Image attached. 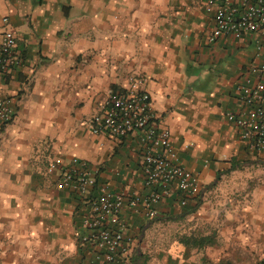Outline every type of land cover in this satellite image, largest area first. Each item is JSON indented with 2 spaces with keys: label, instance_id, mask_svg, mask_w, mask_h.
Returning a JSON list of instances; mask_svg holds the SVG:
<instances>
[{
  "label": "crops",
  "instance_id": "0c3cea01",
  "mask_svg": "<svg viewBox=\"0 0 264 264\" xmlns=\"http://www.w3.org/2000/svg\"><path fill=\"white\" fill-rule=\"evenodd\" d=\"M17 38L21 65L0 73V98L15 114L0 137V264H91L82 246L88 198L56 187L58 172L76 157L96 184L125 194L120 220L136 246L135 264H219L215 243L194 244L204 222L218 216L206 198L219 177L244 160L262 161L240 139L227 112L240 107L237 85L257 62L261 33L209 40L204 0H0L2 18ZM150 94L159 125L170 131L177 161L195 173L201 193L181 205L180 192L135 207L146 197L144 147L135 132L122 138L93 134L87 123L108 93L134 77ZM233 167V169H232ZM229 172L224 173V171ZM260 207L244 212L262 218Z\"/></svg>",
  "mask_w": 264,
  "mask_h": 264
},
{
  "label": "built area",
  "instance_id": "2783aa9c",
  "mask_svg": "<svg viewBox=\"0 0 264 264\" xmlns=\"http://www.w3.org/2000/svg\"><path fill=\"white\" fill-rule=\"evenodd\" d=\"M205 10L211 14L209 40L220 36L240 38L246 33L264 35V0H204ZM0 36V73L7 74L21 65L17 38L2 18ZM257 62L250 66L244 79L237 85L240 107L227 112L226 120L239 132L240 139L256 153L264 152V38L256 41ZM142 77L132 78L129 86L110 91L104 102L90 117L87 127L93 134H106L122 138L137 133L144 147L143 181L150 192L146 197L133 196L130 204L142 201L153 216L151 204L169 194V185L175 184L180 192V204L200 196L198 176L182 166L172 146L170 131L159 125V117L151 107L150 94L142 88ZM15 114L12 97L0 98V137L3 129ZM48 170L58 172L56 187L69 188L88 198L90 213L83 218L85 232L80 235V245L96 250L91 264H135L136 246L126 234L120 220L125 194L114 192L106 185L98 186L86 161L73 157L67 166L54 158Z\"/></svg>",
  "mask_w": 264,
  "mask_h": 264
},
{
  "label": "rangeland",
  "instance_id": "374dc122",
  "mask_svg": "<svg viewBox=\"0 0 264 264\" xmlns=\"http://www.w3.org/2000/svg\"><path fill=\"white\" fill-rule=\"evenodd\" d=\"M206 198L217 202L218 216L204 222L196 237L214 234L210 255L219 264H264V156L259 162L244 160L219 177ZM258 198H262V218L250 219L244 212L260 207Z\"/></svg>",
  "mask_w": 264,
  "mask_h": 264
},
{
  "label": "trees",
  "instance_id": "16d2710c",
  "mask_svg": "<svg viewBox=\"0 0 264 264\" xmlns=\"http://www.w3.org/2000/svg\"><path fill=\"white\" fill-rule=\"evenodd\" d=\"M232 169H233V167H232ZM229 170H231V169H228V170L224 171V173L229 172ZM194 242H195L194 244H196V245H198V246H202V245H206V244H210V243H212L211 238H210L209 236H202V237H199V238H198L197 240H195Z\"/></svg>",
  "mask_w": 264,
  "mask_h": 264
}]
</instances>
